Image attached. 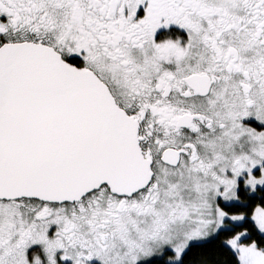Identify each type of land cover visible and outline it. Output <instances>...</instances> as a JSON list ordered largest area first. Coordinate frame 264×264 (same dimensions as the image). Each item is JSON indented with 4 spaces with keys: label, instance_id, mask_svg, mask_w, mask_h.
<instances>
[{
    "label": "snow or ice",
    "instance_id": "1",
    "mask_svg": "<svg viewBox=\"0 0 264 264\" xmlns=\"http://www.w3.org/2000/svg\"><path fill=\"white\" fill-rule=\"evenodd\" d=\"M0 264H264V0H0Z\"/></svg>",
    "mask_w": 264,
    "mask_h": 264
}]
</instances>
